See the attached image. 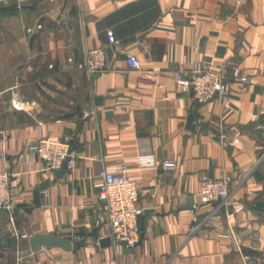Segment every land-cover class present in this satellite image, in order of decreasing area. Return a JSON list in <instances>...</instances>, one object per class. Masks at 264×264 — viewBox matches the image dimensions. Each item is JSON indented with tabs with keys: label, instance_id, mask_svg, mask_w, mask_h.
Segmentation results:
<instances>
[{
	"label": "crops",
	"instance_id": "1",
	"mask_svg": "<svg viewBox=\"0 0 264 264\" xmlns=\"http://www.w3.org/2000/svg\"><path fill=\"white\" fill-rule=\"evenodd\" d=\"M21 1L0 3V171L15 204L0 210V247L12 264H264V0ZM96 46L105 69L89 79L74 62ZM198 64L220 68L227 96L197 103L175 82ZM38 135L69 137L59 176L30 150ZM122 165L139 183L141 238L102 246L97 173ZM221 177L229 197L200 201L201 180ZM12 225L72 246L23 254Z\"/></svg>",
	"mask_w": 264,
	"mask_h": 264
},
{
	"label": "built area",
	"instance_id": "2",
	"mask_svg": "<svg viewBox=\"0 0 264 264\" xmlns=\"http://www.w3.org/2000/svg\"><path fill=\"white\" fill-rule=\"evenodd\" d=\"M4 0H0L2 3ZM39 28L40 24H36ZM26 31L31 32L30 26ZM106 37L109 43H115L113 31L106 30ZM126 59L132 67H138V62L130 52L125 53ZM67 61H72L71 56ZM78 69H81L87 78L91 79L95 74L105 69L106 51L101 46L87 48L84 51L83 58L74 62ZM234 76L245 87L248 78L239 75L237 69L232 72ZM175 82L184 90L190 92L197 103H202L211 99H221L229 93L228 79L220 68L196 65L188 73L183 74L176 70L172 73ZM26 102L18 95H13L12 106L15 109H21ZM30 150L44 161L45 170H57L61 167L70 168L72 158L69 152V137L36 136L30 141ZM139 152L141 156H148L141 147ZM4 157L3 154H1ZM175 160L166 158L160 163L163 170L173 169ZM98 181L94 193L95 205L99 209L97 224L104 225L108 229V236L113 245L132 246L140 241L141 226L138 222V216L142 213V207L137 203L139 193V183L135 179L129 178L125 173V167L122 165L116 170L101 169L97 173ZM9 173L0 171V210H6L9 213L13 210L15 204L11 198L9 189ZM197 198L202 202L221 201L224 202L229 197L227 179L221 178H203L200 182ZM196 205H192L195 207ZM12 220V217H10ZM11 235L23 239L28 238V234L19 233L12 225ZM247 257L244 256V259ZM19 260V251L16 250V259ZM113 264V262H112Z\"/></svg>",
	"mask_w": 264,
	"mask_h": 264
},
{
	"label": "water",
	"instance_id": "3",
	"mask_svg": "<svg viewBox=\"0 0 264 264\" xmlns=\"http://www.w3.org/2000/svg\"><path fill=\"white\" fill-rule=\"evenodd\" d=\"M28 2L27 0L19 2V4H23ZM64 172V168L61 167L55 171V174L59 176ZM49 180L45 179L39 184V190H43L48 185ZM33 202L37 203L38 198L36 193L34 194ZM29 210V209H28ZM11 248L14 249L16 246V238L10 237L9 239ZM28 249L24 251L23 254L28 253L30 250L34 251L38 247H61L62 249L68 250L71 248V241L61 235H54L52 233H34L28 236L27 238ZM100 245H108L110 243V237L105 236L99 239Z\"/></svg>",
	"mask_w": 264,
	"mask_h": 264
},
{
	"label": "rangeland",
	"instance_id": "4",
	"mask_svg": "<svg viewBox=\"0 0 264 264\" xmlns=\"http://www.w3.org/2000/svg\"><path fill=\"white\" fill-rule=\"evenodd\" d=\"M8 223V221H7ZM13 259L7 252H2V249L0 247V264H12Z\"/></svg>",
	"mask_w": 264,
	"mask_h": 264
}]
</instances>
